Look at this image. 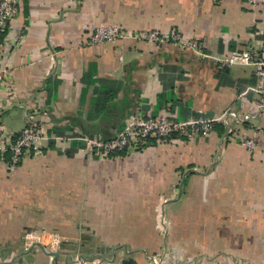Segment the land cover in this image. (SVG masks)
I'll return each mask as SVG.
<instances>
[{
	"label": "crops",
	"instance_id": "0c3cea01",
	"mask_svg": "<svg viewBox=\"0 0 264 264\" xmlns=\"http://www.w3.org/2000/svg\"><path fill=\"white\" fill-rule=\"evenodd\" d=\"M98 21L126 37L85 45ZM263 46L264 0H20L0 38V136L22 129L4 116L29 112L50 135L115 134L92 107L106 85L129 110L123 123L226 115L208 134L118 156H90L78 139L47 140L13 168L4 153L0 264H264L262 100L252 65H219Z\"/></svg>",
	"mask_w": 264,
	"mask_h": 264
},
{
	"label": "built area",
	"instance_id": "2783aa9c",
	"mask_svg": "<svg viewBox=\"0 0 264 264\" xmlns=\"http://www.w3.org/2000/svg\"><path fill=\"white\" fill-rule=\"evenodd\" d=\"M250 5H255L259 0H245ZM20 0H0V38L6 32L10 21L19 13ZM127 32L116 24L105 22H93L86 24V36L84 44L88 46L104 42H118L123 40ZM151 31L144 34V38L151 42L170 41L172 38L176 44L184 48L196 49L197 42L178 33L171 34ZM233 64H249L254 68L256 85L249 87L260 96L262 103L259 107L264 110V46L260 51L254 49H239L219 59L221 68ZM246 89V91L248 90ZM226 114L221 113L212 117H191L188 119H177L172 115H141L132 114L125 118L124 126L109 139H103L97 135L80 134L79 136L63 137L50 135L47 130L34 118L33 113L26 115L27 123L24 128L10 138L0 136V159L4 153H8V166L15 167L20 156L25 151L39 152L43 142L54 139L62 142L65 139H78L84 144L83 151L92 156L97 155L106 158L117 152L132 153L143 150L154 142L174 141L176 137L182 136L193 139L195 136L208 134L213 130L215 122ZM247 117V116H245ZM249 148L254 146L253 140L245 143Z\"/></svg>",
	"mask_w": 264,
	"mask_h": 264
},
{
	"label": "trees",
	"instance_id": "16d2710c",
	"mask_svg": "<svg viewBox=\"0 0 264 264\" xmlns=\"http://www.w3.org/2000/svg\"><path fill=\"white\" fill-rule=\"evenodd\" d=\"M118 90L119 89L115 88L113 85H106L104 90H103V92L100 94V97L98 98V100H96L94 103H92L93 112H94L95 115H100V114L102 115L103 114V117L106 116L107 119L108 118L115 119V121H116V126L115 127H116L117 131L120 130L121 128H123V126H124V123L122 122L123 119H124L123 117H125V115L129 111V110H126V108H124V106H120V104L118 106H115L114 104H112L113 98H114V96H116V93L118 92ZM124 101H125V99H124ZM76 120H77V117H76ZM106 124H109V123H106ZM104 126L100 127L101 130L104 129ZM111 128L114 129L113 126H111L110 129ZM54 131H55L56 135L64 134L63 133L64 130H62L61 127L58 128L57 126H55L54 127ZM84 133H87V135H91L94 132L91 129L90 130L88 129V131L85 130ZM113 135L114 134H112V132H110V134H106V137H103V139H109ZM124 153L125 152L122 151V152H117V153L110 154L109 156L110 157L114 156V155L118 156V155H122ZM7 162H8V160H7ZM17 165H18V163L16 164V166Z\"/></svg>",
	"mask_w": 264,
	"mask_h": 264
},
{
	"label": "rangeland",
	"instance_id": "374dc122",
	"mask_svg": "<svg viewBox=\"0 0 264 264\" xmlns=\"http://www.w3.org/2000/svg\"><path fill=\"white\" fill-rule=\"evenodd\" d=\"M10 116L6 115L2 118V121L3 123H5L8 127L9 125L11 127H14V128H24L25 127V123H26V120L23 118L22 115L20 114H16L14 118H12V120L9 119ZM8 123V124H7ZM66 140V139H65ZM64 140V141H65ZM63 141V142H64ZM62 142V143H63Z\"/></svg>",
	"mask_w": 264,
	"mask_h": 264
},
{
	"label": "water",
	"instance_id": "95a60500",
	"mask_svg": "<svg viewBox=\"0 0 264 264\" xmlns=\"http://www.w3.org/2000/svg\"><path fill=\"white\" fill-rule=\"evenodd\" d=\"M129 261H130V259H129Z\"/></svg>",
	"mask_w": 264,
	"mask_h": 264
}]
</instances>
